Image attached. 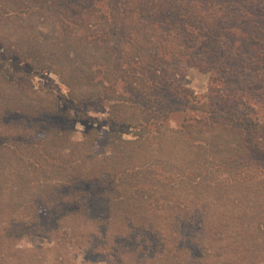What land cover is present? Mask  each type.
Segmentation results:
<instances>
[{"label":"trees","instance_id":"1","mask_svg":"<svg viewBox=\"0 0 264 264\" xmlns=\"http://www.w3.org/2000/svg\"><path fill=\"white\" fill-rule=\"evenodd\" d=\"M262 4L0 0V264H264V104L167 73Z\"/></svg>","mask_w":264,"mask_h":264},{"label":"rangeland","instance_id":"2","mask_svg":"<svg viewBox=\"0 0 264 264\" xmlns=\"http://www.w3.org/2000/svg\"><path fill=\"white\" fill-rule=\"evenodd\" d=\"M238 2V0H237ZM261 7V8H260ZM259 7L248 8L246 16L249 14L251 18L246 19L243 28L238 29L239 33L225 35L219 39L217 45L207 46L205 43L198 47V61L202 63L203 71L198 68H187L177 65V69L173 66L168 67L167 73L171 79L173 89H189L195 95H208L209 91H223L220 85L224 83L229 89L236 90L239 98L245 103L247 97L251 98L249 105L258 107L262 102L264 104V4ZM220 15V14H219ZM221 16V15H220ZM237 27H242L237 23ZM111 44L120 47L121 43L112 38ZM241 103V102H240ZM246 104V103H245ZM261 106V105H260ZM219 109V107H217ZM237 106L230 105L228 109L224 107L229 114L228 119L232 121V111ZM220 110V109H219ZM222 110V109H221ZM231 116V117H230ZM97 122L106 128V115L99 113L94 114ZM179 123V118L173 120ZM89 127L80 124L74 125L73 140L80 141L82 133ZM106 134L107 129L103 130ZM106 141H104L103 149ZM107 203L106 201H97L92 204L91 214L93 218L106 217ZM193 225V223H192ZM197 229L200 227L196 223ZM192 235H197L196 229L190 231ZM41 241L31 242L27 247H40ZM77 264H105L101 255L84 256L79 258Z\"/></svg>","mask_w":264,"mask_h":264}]
</instances>
